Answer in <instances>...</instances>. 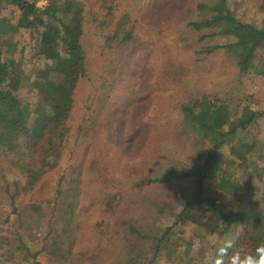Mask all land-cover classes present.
Masks as SVG:
<instances>
[{
  "label": "rangeland",
  "instance_id": "rangeland-1",
  "mask_svg": "<svg viewBox=\"0 0 264 264\" xmlns=\"http://www.w3.org/2000/svg\"><path fill=\"white\" fill-rule=\"evenodd\" d=\"M32 1L41 8L47 4V0ZM210 1L115 0L120 11L129 12L135 38L120 57L126 67L113 79L107 76L117 57L110 61L100 54L102 28L88 13L84 34L87 74L76 90V99L84 101L97 88L101 90L97 96L105 93L107 98L87 130L85 125L78 129L82 114L75 117L58 162L44 174L43 190L22 189L24 173L9 157L0 155V264H118L141 251L143 243L150 249L156 247L163 227L170 222L165 217L169 209L176 208L177 201L191 196L193 190L187 181H152L163 176L159 172L163 168L188 165L194 159L196 142L180 132V102L193 94L234 99L245 92L242 103L249 99L264 107V78L253 79L242 91L236 85L237 68L224 48L208 54L203 51L224 44L227 38L200 39L206 30L186 26V18L194 16L198 2ZM262 1L228 0V7L241 21L261 24ZM12 39L16 44L13 56L25 69L33 74L35 68H42L44 62L34 56L28 30L20 29ZM101 77L110 79L104 84L108 90L101 88ZM36 89L28 82L19 90V97L32 107L39 100ZM252 132L258 140L254 166L249 169L255 172L253 185L244 193L223 192L207 178L206 195L218 207L236 211L243 204L259 202L264 193V117ZM224 147L228 152L230 145ZM229 170L235 175L244 172L235 164ZM131 225L150 238L130 233L133 238L128 232ZM249 225L246 221L232 229L241 233ZM217 226L210 214H187L186 223L174 228L178 240L170 248L184 252L185 257L170 260L162 250L155 261L207 262L216 252Z\"/></svg>",
  "mask_w": 264,
  "mask_h": 264
},
{
  "label": "trees",
  "instance_id": "trees-1",
  "mask_svg": "<svg viewBox=\"0 0 264 264\" xmlns=\"http://www.w3.org/2000/svg\"><path fill=\"white\" fill-rule=\"evenodd\" d=\"M118 6L115 0H47L41 8L32 0H0V155L9 157L14 167L24 173L22 189L25 191L35 192L45 186L44 174L58 162L75 117L82 114L78 129L85 125L87 130L94 124V113L107 98L105 93L98 97L100 88H97L96 93L84 101L76 99V90L87 74L84 34L89 12L92 21L102 28L100 54L110 61L117 57L107 77L115 78L126 67L120 57L124 47L134 41L135 33L129 12L120 11ZM196 8L194 16L186 18V26L193 31L206 30L200 39L214 35L227 38L224 44H215L203 51L208 54L224 48L237 68L236 85L240 90L244 91L253 79L258 82L264 78V21L261 24L241 21L230 11L228 0L198 2ZM259 10L264 12V0ZM20 29L29 31L34 42V56L44 62L33 74L13 56L16 44L12 36ZM101 79V88L108 90L109 86L104 84L110 79ZM28 82L38 91L39 100L32 107L18 94ZM243 93H238L234 99L210 93L193 94L180 102V132L196 142L194 159L188 165L163 168L159 171L163 176L160 173L162 177L152 181H187L193 188L191 196L177 201L176 208L169 209L165 217L170 222L163 227L154 249L143 243L141 251L118 264H158L156 255L162 250L170 260L185 257L184 252L170 248L178 240L174 228L186 223L187 214L191 213L200 217L210 214L218 223L215 251L225 240L233 242L230 252L247 251L264 243V193L259 202L243 204L236 211L218 207L206 195L207 178L223 192L244 193L253 185L255 172L249 169L254 166L252 158L256 155L258 140L252 131L257 121L264 117V107L256 106L249 99L242 103ZM82 104L84 107L80 106ZM227 144L230 145L228 152L224 150ZM231 164L242 168L243 174H233L229 170ZM1 167L0 164V171ZM247 171L250 172L245 174ZM243 180L244 184L240 182ZM246 221H250V225L241 233L233 231L234 226ZM201 226L197 224L199 230ZM128 232L135 237L141 235L145 240L150 238L132 225ZM215 255L216 252L203 264H214ZM30 264L40 263L32 261Z\"/></svg>",
  "mask_w": 264,
  "mask_h": 264
},
{
  "label": "clouds",
  "instance_id": "clouds-1",
  "mask_svg": "<svg viewBox=\"0 0 264 264\" xmlns=\"http://www.w3.org/2000/svg\"><path fill=\"white\" fill-rule=\"evenodd\" d=\"M233 249L232 240H225L216 251L214 264H264V243L255 248L242 251Z\"/></svg>",
  "mask_w": 264,
  "mask_h": 264
}]
</instances>
